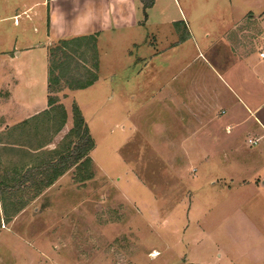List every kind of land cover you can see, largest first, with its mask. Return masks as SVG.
I'll list each match as a JSON object with an SVG mask.
<instances>
[{
  "label": "rangeland",
  "instance_id": "rangeland-1",
  "mask_svg": "<svg viewBox=\"0 0 264 264\" xmlns=\"http://www.w3.org/2000/svg\"><path fill=\"white\" fill-rule=\"evenodd\" d=\"M42 1L0 0V51L12 53L13 48L43 42ZM163 10L167 18L162 20ZM155 11L143 35H131L137 39L142 35L143 40L151 33L168 36L172 28L166 21L174 18L179 21L172 23L179 41L184 40L186 25L194 41L177 46L171 58L148 60L142 67L131 57L133 47L131 55L125 52L126 32L101 37L96 81L56 94L67 111L77 105L94 140L89 153L92 176L76 182L71 168L4 222L0 264H258L264 259V157L250 155L264 139L247 143L248 137L259 135L247 129L255 124L254 118L236 110L238 118H244L236 142L228 136L212 145L225 146L229 155L223 159L189 157L175 150L178 138H183L175 134L178 120L182 131L190 121L201 127L210 118L202 108L207 93L199 90L189 98L188 88L181 91L182 79L200 72L208 85L223 89L204 62L217 73L241 53H250L254 65L264 63L259 55L264 53V0H159ZM242 16L241 34H227L230 23ZM74 56L80 67L91 68L92 52L85 53L86 60L79 53ZM25 62L35 73L34 90L39 93L45 85L40 80L45 62L41 49L33 48ZM167 78L171 83L166 87ZM175 89L179 104L169 99L177 98ZM221 112L218 108L217 115L224 120ZM234 112L235 107L231 116ZM221 136H227L224 130ZM178 145L187 148L191 143ZM251 170L257 175L250 184H257V189L228 180L237 174L250 177ZM153 251L158 254L151 256Z\"/></svg>",
  "mask_w": 264,
  "mask_h": 264
},
{
  "label": "crops",
  "instance_id": "crops-1",
  "mask_svg": "<svg viewBox=\"0 0 264 264\" xmlns=\"http://www.w3.org/2000/svg\"><path fill=\"white\" fill-rule=\"evenodd\" d=\"M158 2L159 0H153L152 6L148 9L146 17H144L141 0H43L40 2L42 5L46 6V28L43 42L34 45L26 44V46L22 47L20 50L13 48L12 53L0 51V226L4 222H10L11 219L20 212H17L14 216H10L13 212L12 207L19 204V199L18 193L16 196H13L12 193L8 191L18 188L30 191L35 188L32 183L34 181L31 182L29 178V173L27 174L28 177L25 182L19 181L20 176L24 174L25 170H29L30 164H32L34 160L32 159L31 161L29 155L25 156L24 151L15 148L17 146L6 143L17 139L22 140L25 139V137L28 140L29 132L34 128V122L24 125L22 129L10 131V133L5 132L8 128L48 109V47L59 38L88 34H97L98 45V41H100L101 37L107 36V34L110 33L124 31L126 32L125 40H127L129 47L125 49V52L131 55V47H133L132 49H134L135 52L131 57L134 62L135 60L141 62V64H143L142 67H145L150 61H154V59L163 56L164 58H171L177 46L189 40L194 41V34L191 28L186 25L182 33L185 38L183 41H179L177 36L178 32L172 27V23H175L177 20L170 18L166 21L167 26L170 29L172 28L168 36L161 34L157 37L151 33V35L144 36L145 39L143 40V38H141L143 29L151 24L152 14L156 12L155 10ZM159 12L161 13L162 20L167 18L165 10ZM13 17V22L16 23L18 14L13 15ZM181 20L184 21V19ZM242 21L243 16L238 20L232 21L227 28V34L229 31H232L239 36L241 32L238 33V31L241 30ZM156 24L158 23H154V25ZM261 24L264 28V18ZM131 32H139L142 35L140 34L141 37L137 39L134 35H131ZM224 35L226 36V33H224ZM141 46H144L143 51L138 49ZM35 47L41 49L46 62L43 63V67L41 66L40 72V80L45 82V85H42L44 87H41L39 93H36L34 90L36 88L35 73L30 71L31 65L25 62V60L30 59V52ZM170 53L172 54L170 55ZM239 54L238 52L235 53V55ZM250 56V53H247L246 56L241 53L234 59L232 65L224 66L221 72L218 73L208 62H204L211 73L214 74L217 80L222 84L223 89H220V86L212 87L211 83L208 85L204 80V75L200 72H193L189 75L188 79H182L180 85L181 91L185 90V87L188 88L189 98L198 93L199 90H204L207 93L205 98L206 102L202 108L209 113L210 118L205 120L201 127L194 125V121H190L186 123V126L184 124L185 127L182 126V131L179 129L180 123L178 120L177 125H175V134L183 135V138H178V144L179 142H189L191 145L186 148L183 147L185 145L180 146L177 144L175 147L176 151L181 150L187 152V156L189 157L203 156L210 159L216 157L223 159L227 157L229 153L224 149L225 146H220V144L218 146L212 145H216V143L222 141L225 142L228 136L231 137L230 141L233 144L236 142L238 139L237 128L241 127L244 121V118H238L236 110H241L242 115H244L246 111V118L250 116L255 120L256 125L253 124V126L247 129L252 131L256 130L259 132V135L257 137L253 136V138L248 137L247 143H249V139L255 141L253 144L257 143L260 139H264V63L262 62L258 65H254L252 62L250 63ZM262 58H264V56ZM176 76L178 78L180 74ZM173 77L174 75L171 76V79H173ZM168 79L169 78H167L166 81V87L171 83ZM175 84L178 86L180 82L177 81ZM175 93H177V100L173 98L172 95H169V99L172 100L173 104H179V90L175 89ZM159 97L161 103H163L162 100L164 95L162 94ZM63 106L66 112L65 123L47 145V149L49 150L53 149L60 142L72 126V111L70 109L67 111L64 102ZM238 106H240V109L236 108ZM192 107H195V103ZM233 107H235V112L233 113V115H235V120L232 119L233 115L231 116ZM218 108L222 109V114H226L224 120L218 117L220 114L217 113ZM222 130H224L225 135H227L225 138L221 136ZM233 130L236 132L235 134L232 133ZM217 131L220 132L217 133ZM25 134H27V136H25ZM201 135L203 139H200ZM233 135H235V138H233ZM202 141L211 143V147L198 145L197 142ZM233 147L234 146L231 148L233 149ZM256 150L260 151L256 152ZM256 150L250 151L252 154H250V152L249 154H255V157L263 155L264 157V145H261ZM69 170L65 173L69 172ZM254 172V170H251L250 177L237 174V176H232L228 180H230V182L236 181L237 183L249 185L253 183V179L257 175L256 173L254 174ZM64 174L59 176L46 189L55 185ZM226 174L228 173H225V175ZM261 184L263 185L264 181ZM256 185L257 184L252 185L254 189H257ZM35 198L36 197L30 200L28 195L23 196L22 199L25 200L27 202L26 205H28L30 201H33ZM3 204L8 206L6 209V214H8V216L6 215V217L2 210ZM258 264H264V259L259 261Z\"/></svg>",
  "mask_w": 264,
  "mask_h": 264
},
{
  "label": "trees",
  "instance_id": "trees-1",
  "mask_svg": "<svg viewBox=\"0 0 264 264\" xmlns=\"http://www.w3.org/2000/svg\"><path fill=\"white\" fill-rule=\"evenodd\" d=\"M144 17L146 9L153 4V0H141ZM185 36H181L184 39ZM97 34L79 35L67 38H59L47 49V103L48 109L37 114L30 119L8 128L5 133L22 129L24 125L34 122V128L29 132L28 140H14L5 142L12 146H17L20 151H24L25 156L29 155V170H25L19 181L25 182L28 177L35 186L30 191L20 188L8 191L16 196L18 193L19 204L14 205V216L26 206L23 196H28L31 200L39 196L48 186H50L59 176L67 170L74 168L73 179L76 182H83L92 176V163L89 156L94 147V140L89 134L88 127L76 104L72 105V126L63 136L60 142L51 150L47 145L52 137L62 128L66 119L64 106L58 102L56 94L63 88L71 90L86 88L97 79L98 52ZM92 52V66L80 67L75 59V54L79 53L85 59V53ZM75 64V66H74ZM80 67V68H79ZM27 136V134H25ZM2 194V191H1ZM4 202V201H3ZM7 207L2 205L3 214H6ZM10 208V207H9Z\"/></svg>",
  "mask_w": 264,
  "mask_h": 264
},
{
  "label": "built area",
  "instance_id": "built-area-1",
  "mask_svg": "<svg viewBox=\"0 0 264 264\" xmlns=\"http://www.w3.org/2000/svg\"><path fill=\"white\" fill-rule=\"evenodd\" d=\"M14 21H15V20H14ZM260 56H261V57H263V56H264V53H260ZM248 142H249V143H251V144H253L255 141H254V140H251V139H249V140H248Z\"/></svg>",
  "mask_w": 264,
  "mask_h": 264
},
{
  "label": "bare ground",
  "instance_id": "bare-ground-1",
  "mask_svg": "<svg viewBox=\"0 0 264 264\" xmlns=\"http://www.w3.org/2000/svg\"><path fill=\"white\" fill-rule=\"evenodd\" d=\"M157 254V251H153V253H150L151 256H156Z\"/></svg>",
  "mask_w": 264,
  "mask_h": 264
}]
</instances>
